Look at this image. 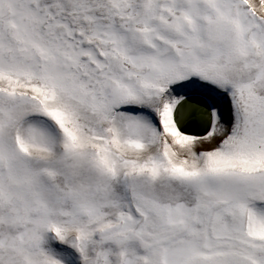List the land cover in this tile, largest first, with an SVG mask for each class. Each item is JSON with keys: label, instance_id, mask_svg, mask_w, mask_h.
I'll use <instances>...</instances> for the list:
<instances>
[{"label": "snow or ice", "instance_id": "snow-or-ice-1", "mask_svg": "<svg viewBox=\"0 0 264 264\" xmlns=\"http://www.w3.org/2000/svg\"><path fill=\"white\" fill-rule=\"evenodd\" d=\"M0 264H264V0H0Z\"/></svg>", "mask_w": 264, "mask_h": 264}]
</instances>
